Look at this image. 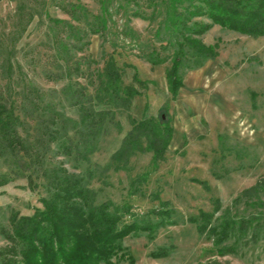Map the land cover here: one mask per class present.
<instances>
[{"label": "rangeland", "instance_id": "rangeland-1", "mask_svg": "<svg viewBox=\"0 0 264 264\" xmlns=\"http://www.w3.org/2000/svg\"><path fill=\"white\" fill-rule=\"evenodd\" d=\"M66 2L80 3L90 14L99 12L98 0H0V99L17 106L25 119L20 133L28 140L36 138L54 106L66 116L79 118V105L72 102L95 95L97 74L110 54L128 82L136 67L127 64L140 60L149 65L148 59L160 56L168 66L176 48L163 23L162 7L157 5L146 10L149 19H127L116 13V22L108 23L103 34L89 35V44L82 51L67 53L61 42H74L57 21L76 22L56 4ZM28 12L33 15L31 20L24 24L26 18H22L24 29L17 32L19 16ZM201 39L217 43L218 56L202 65V76L199 74L204 81L193 88L194 104L187 103L185 97L183 107L161 105L155 111L163 110L161 115L185 140L192 130H202V134L186 145L166 149L156 163L152 153L147 156L145 151H135L128 168L104 170L107 153L118 146V138L128 125L127 113L116 111L120 126L113 119L106 121L91 162L76 158L73 147L71 154L61 153L65 148L58 142L51 144L44 157L47 165L62 161L71 171L79 170L83 175L90 172L92 179L98 180L93 184L99 189L97 200L110 199L119 205L129 202L130 210L123 220L134 216L164 220L153 233L140 231L123 238L134 264H264V214L260 217L262 225L252 218L246 233L218 244L211 234L198 229L200 210L211 212L217 203L220 209L212 216V223L230 205L236 217L257 214L256 207L248 203L250 198L235 205L232 202L242 188L264 174V36H248L215 24ZM69 54L74 57L69 59ZM79 91L86 95L81 97ZM91 101L95 108L109 106L95 96ZM115 133L118 136L112 139ZM63 139L61 135L59 140ZM36 166L21 152L0 156V178L6 180L0 183V228L10 227L12 211L31 213L41 196L49 194L46 178ZM143 171H147L145 180L132 183V178ZM29 173L35 182L32 186L28 184ZM135 186L137 189L130 193ZM260 194L264 199V191ZM160 200H167L162 208L168 213L153 212L161 206ZM7 242L0 232V249ZM223 244L231 249L219 251ZM160 250L166 253L155 254Z\"/></svg>", "mask_w": 264, "mask_h": 264}, {"label": "trees", "instance_id": "trees-1", "mask_svg": "<svg viewBox=\"0 0 264 264\" xmlns=\"http://www.w3.org/2000/svg\"><path fill=\"white\" fill-rule=\"evenodd\" d=\"M98 3L99 12L91 14L80 3H56L76 22L57 21L64 25L74 42L70 45L61 42L64 51H82L89 44V35L103 34L108 23L116 22V13H121L127 19H149L151 15L148 16L146 10H154L159 5L162 7L163 23L168 27L176 45L170 65H166L165 69L167 88L172 98H175L182 86L183 76L188 70L199 68L218 56V44H208L201 39L213 25L248 36H264V0H98ZM23 16L17 19V32L23 31L24 24L33 15L28 12ZM22 18H26L24 24L20 21ZM73 57V54H69L68 58ZM148 61L155 65L164 63L165 59L157 56ZM127 66L133 67L132 64ZM75 70L78 71L79 68ZM123 72L110 54L97 74L95 95L88 94L89 99H85L88 104L80 98L72 102L79 105V118L66 116L54 106L49 117L44 120L42 129L32 140L24 138L20 133L25 119L17 106L0 99V156L20 152L27 155L46 178L49 191L48 195L41 196L40 204L35 205L31 213L12 211L9 215L10 227L0 228L8 241L0 249V264H123L125 260L127 264H134L135 258L123 243V238L140 231L153 233L164 223L163 219L153 221L135 216L129 221L123 220L131 204L125 201L119 205L110 199L97 200L99 189L93 184L98 180H93L90 172L83 175L79 170L71 171L62 161L51 165L44 161L51 144L58 142L59 146L65 148L61 153L71 154L73 147L76 158L89 162L106 121L110 123L113 119L120 126L119 120L114 119L116 111L126 112L131 126L123 135L119 146L110 154L109 161L103 166L104 170L128 168L129 158L135 151L150 150L154 163L163 158L172 136V124L166 116L161 115L163 110L156 116L142 115L141 118H135L129 113L133 96L142 93L140 89L146 85L139 78L136 69L131 82L124 81ZM79 94L81 97L86 95L84 91H79ZM92 96L104 100L109 106L95 108ZM147 106L148 103L145 102V108ZM61 135L65 139L60 141ZM222 137L219 134L220 145ZM185 142L184 138L183 144ZM146 174L147 171L141 172L131 182L134 183L137 179L144 181ZM27 178L28 184L34 185L32 174H27ZM3 182L6 180L0 178V183ZM136 189V186L132 187L129 192ZM261 191H264V174L253 184L242 188L232 202L235 205L243 198H250L248 203L256 207V216L247 217L242 214L236 217L235 213H231L230 205L217 222L212 223V216L220 209V204L217 203L211 212L200 210L199 232L211 234L213 242L218 244L233 235L238 238L246 233L251 227L252 218H257L258 224L262 225L260 217L264 214L261 210L264 209V199ZM167 203V200H160L161 206L153 208V212L168 213V209L162 208ZM223 248L231 249V246L223 244L218 249L223 251ZM163 253L166 250L155 254Z\"/></svg>", "mask_w": 264, "mask_h": 264}, {"label": "crops", "instance_id": "crops-1", "mask_svg": "<svg viewBox=\"0 0 264 264\" xmlns=\"http://www.w3.org/2000/svg\"><path fill=\"white\" fill-rule=\"evenodd\" d=\"M130 64L136 67L139 78L142 81H144L146 85L145 88L140 89L142 93L136 94L132 98V104H131L129 113L135 118H141L142 115H146V116L155 115L156 116L157 113L155 110L157 107L161 105H166L167 107L168 105H172V106L174 105V107H178V108L181 106L183 107L181 103L183 102V98L185 97H186L185 101L193 105L194 100H195V92L193 91V88L195 86H199L204 81V79L201 78L202 66L199 68L190 70L189 73L183 76L182 86L179 88L175 98H172L167 88V81H166V76H165V69H166L165 64L161 63V64L152 65L149 63V65H147L145 62H142L140 60L139 61L134 60V62H130ZM131 81H132V76L130 77L128 82H131ZM145 102L148 103L147 108H145ZM126 117L128 119V116ZM114 119L118 120L116 115ZM130 126L131 124H130V121L128 120V125H126V127L124 128V134L130 129ZM172 127H173L172 136L168 143L167 150L168 149L172 150L175 147L183 145L184 138L181 132L179 131L178 128H175L174 124H172ZM200 133L202 134V130H199V131L192 130L191 136L189 135L186 136V141L189 142V141L194 140L196 137L199 136ZM123 135H120V137L118 138V143H117L118 146L121 142ZM116 136H118V133L117 134L115 133L112 139H114ZM117 147L115 146L114 148L116 149ZM114 148H113V151L115 150ZM97 150L98 149H96L95 151ZM151 153L152 152L150 150H145V155L150 156ZM110 154L107 153L105 163L109 161ZM90 157L93 158V154H91ZM131 161L132 160L130 158L129 159L130 164L132 163Z\"/></svg>", "mask_w": 264, "mask_h": 264}]
</instances>
